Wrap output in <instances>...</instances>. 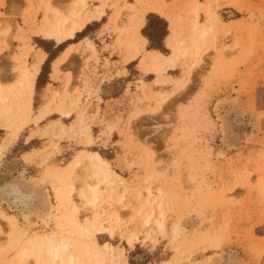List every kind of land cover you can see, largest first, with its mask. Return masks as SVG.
<instances>
[{
    "label": "rangeland",
    "instance_id": "rangeland-1",
    "mask_svg": "<svg viewBox=\"0 0 264 264\" xmlns=\"http://www.w3.org/2000/svg\"><path fill=\"white\" fill-rule=\"evenodd\" d=\"M195 3L212 26L183 43L198 56L146 68ZM73 13L85 27L59 40ZM150 14L168 23L161 49ZM38 67L29 105L19 80ZM0 92V264H264V0H0ZM91 153L109 180L90 177ZM85 182L105 226L87 236Z\"/></svg>",
    "mask_w": 264,
    "mask_h": 264
},
{
    "label": "bare ground",
    "instance_id": "bare-ground-1",
    "mask_svg": "<svg viewBox=\"0 0 264 264\" xmlns=\"http://www.w3.org/2000/svg\"><path fill=\"white\" fill-rule=\"evenodd\" d=\"M214 1L216 2V0H214ZM214 1L209 0V2H214ZM78 2L80 4H82L83 6H85V0H78ZM97 13H98V15H102L103 12L101 11V9L100 10L97 9ZM190 13L192 15V24L188 26L187 31H185L186 34L182 35L181 39H179L177 42L175 41L174 44L172 43L173 44V53L171 55L167 56V55L161 54L158 51L151 50L149 52V55H147L146 59L144 60V65H145L146 68L151 66L153 69L161 72V71H163L165 69V66L167 64H169V65L173 64L174 65V61L179 56H183V55H185L188 52L192 51V53L194 55L198 56L199 51L201 50V47H199V45L198 46L195 45L193 47V50H192L190 47L183 46V43L188 41V40H190V39L194 41V39L195 38L197 39L198 36L199 37L201 36V38L206 36L205 34L208 33V28L211 29L212 26L207 25V24L202 26L200 24V22L198 20V18H199L198 17L199 16V3H195L193 5V8H192V10H190ZM208 13H209L210 18L215 16L220 21L222 20L221 19V15L219 13H215L211 8H209ZM79 15H80V13H73L71 17L67 16V17H65L63 19L58 20V22L55 24V26L53 28L54 31H55L56 38H58L59 40H62V38H66V39L74 38L76 32L81 31L85 27V22H81V23L79 22L80 19H78V17H77ZM75 16L77 17V20L75 19ZM88 20H90V18H88ZM81 21H82V19H81ZM142 24H143V22L141 21L140 25H142ZM138 30L139 29L136 30L135 36L137 38H141V37L143 38V36L139 35ZM175 35H176L175 33L172 34L171 38L174 39ZM142 40L145 41V42L147 41L145 38H143ZM187 45H189V44L187 43ZM39 71H40L39 67L33 72L25 71L24 72V77H22L19 80V83L22 86L26 85L28 90H29L28 91L29 95H30L29 96V99H30L29 105L31 104L32 92L34 90L35 82H36V79L38 77ZM6 99H7V97L4 96L0 92V104L3 106L2 108L4 110L7 109V106L5 104V100ZM54 121H56V120H54ZM84 158L90 160L91 162H92V160L95 161V163L91 165V166H93L92 168H94V171L90 174L91 178H95V179L98 178L99 179V176H102L105 180H109V177L111 176V171L107 167L106 161L101 157V155L99 153H93V154L91 153V154L85 155ZM80 163H82L81 159L77 160L73 164V167L77 168L80 165ZM97 184L98 183L92 184L90 182H85V186H86L87 192H88V196L87 197H90V199L87 198V200H88V204L90 205L92 217L89 220L84 221V223H82L81 221H77V226L79 228V234H82V235H86L87 236V235L92 234L94 232H99V231H102V230L105 229V226H104L103 222L100 221V215L95 212V204H96V201L98 199V196H97L98 195V191H97L98 185ZM120 206H122V205H120ZM150 216L151 215H148L147 219H149ZM76 218H78V216H76ZM157 222H158L157 224H159L160 226L163 224L160 221H157ZM131 244H132V242H131ZM0 246H1V244H0ZM65 247H66L65 245L59 244V243L56 244V245H53L52 249H51L53 257L55 259L58 258L60 256L61 249H64ZM104 247H105V249H108L110 247V245L108 243H106ZM112 248H111V251H112ZM62 252H65V251H62ZM75 259L71 255L69 257V259H68V264H75ZM92 259H93V257H92ZM104 259L105 258L95 256L94 261L91 262V264H103ZM65 262H66V260H65ZM54 264H57V263L55 262Z\"/></svg>",
    "mask_w": 264,
    "mask_h": 264
},
{
    "label": "trees",
    "instance_id": "trees-1",
    "mask_svg": "<svg viewBox=\"0 0 264 264\" xmlns=\"http://www.w3.org/2000/svg\"><path fill=\"white\" fill-rule=\"evenodd\" d=\"M167 32H168V23L166 20H164L163 18L159 17L156 14H150L148 16V23L143 29V34H145L149 38L151 42V47L161 49L162 48L161 42L163 38H165V36L167 35ZM62 46L63 45H59L57 47V50H60ZM43 48L49 53V57L43 66V70L41 74L39 75L37 85L39 84L45 66L47 65L48 62H50V60L54 59L55 57L53 52L47 46L43 45Z\"/></svg>",
    "mask_w": 264,
    "mask_h": 264
}]
</instances>
